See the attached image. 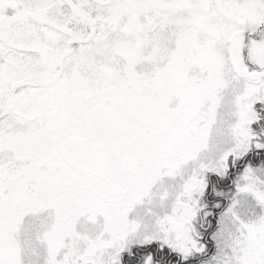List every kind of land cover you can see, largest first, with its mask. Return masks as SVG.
<instances>
[{
	"label": "snow or ice",
	"instance_id": "obj_1",
	"mask_svg": "<svg viewBox=\"0 0 264 264\" xmlns=\"http://www.w3.org/2000/svg\"><path fill=\"white\" fill-rule=\"evenodd\" d=\"M0 264H264V0H0Z\"/></svg>",
	"mask_w": 264,
	"mask_h": 264
}]
</instances>
